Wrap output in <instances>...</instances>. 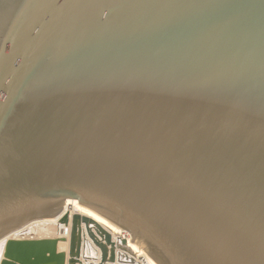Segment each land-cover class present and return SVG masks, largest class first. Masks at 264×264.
I'll return each instance as SVG.
<instances>
[{"label": "water", "instance_id": "obj_1", "mask_svg": "<svg viewBox=\"0 0 264 264\" xmlns=\"http://www.w3.org/2000/svg\"><path fill=\"white\" fill-rule=\"evenodd\" d=\"M147 259L264 264V0H0V264Z\"/></svg>", "mask_w": 264, "mask_h": 264}, {"label": "bare ground", "instance_id": "obj_2", "mask_svg": "<svg viewBox=\"0 0 264 264\" xmlns=\"http://www.w3.org/2000/svg\"><path fill=\"white\" fill-rule=\"evenodd\" d=\"M69 206H71V210L69 212L72 213L73 209H76L79 213L83 214V215H86L90 218H92L93 220L109 227L116 235H125L124 233H122L119 229L113 227L112 225H110L108 222H106L104 219L98 217L97 215H95L94 213H92L91 211L83 208V207H80L77 203V201H74V200H66L64 203H63V206H62V211H67L69 209ZM46 223V225H41V226H38L40 224H43V223H40V224H34L33 227H29L15 235H13L12 238L14 239H20V240H24L25 238H20L21 236L25 235L24 233L28 231L30 232H36V233H41V232H44L45 234H50V235H53V237L55 236V227L53 226V224L55 223V220H52V221H49V222H44ZM36 226V227H35ZM38 226V227H37ZM27 235V234H26ZM65 239H68V234L64 235ZM29 238V237H28ZM38 239H40V237H38ZM126 239H127V245L130 247V251L136 256H141L143 255L142 251L133 243L130 242V239L129 237L126 236ZM27 240V239H26ZM30 240V239H28ZM68 248V244L67 242L66 243H59L58 244V249L60 250L59 252H65ZM149 264H155L153 261H151L150 259H147Z\"/></svg>", "mask_w": 264, "mask_h": 264}, {"label": "rangeland", "instance_id": "obj_3", "mask_svg": "<svg viewBox=\"0 0 264 264\" xmlns=\"http://www.w3.org/2000/svg\"><path fill=\"white\" fill-rule=\"evenodd\" d=\"M36 227V226H35ZM38 227V226H37ZM25 235L21 236L25 239H29V238H32V239H38V237H40V239H46V238H52L53 235H50V234H45L44 232H39V233H36V232H30L27 230L26 233H24ZM27 234V235H26ZM20 237V238H21ZM29 237V238H28Z\"/></svg>", "mask_w": 264, "mask_h": 264}, {"label": "crops", "instance_id": "obj_4", "mask_svg": "<svg viewBox=\"0 0 264 264\" xmlns=\"http://www.w3.org/2000/svg\"><path fill=\"white\" fill-rule=\"evenodd\" d=\"M60 250L58 249V252H59ZM65 252H67V250L65 251Z\"/></svg>", "mask_w": 264, "mask_h": 264}, {"label": "built area", "instance_id": "obj_5", "mask_svg": "<svg viewBox=\"0 0 264 264\" xmlns=\"http://www.w3.org/2000/svg\"><path fill=\"white\" fill-rule=\"evenodd\" d=\"M21 238H23V237H21ZM29 239H32V238H29Z\"/></svg>", "mask_w": 264, "mask_h": 264}]
</instances>
